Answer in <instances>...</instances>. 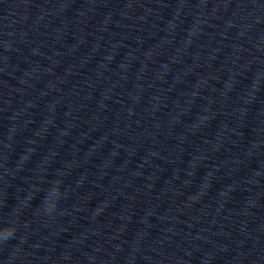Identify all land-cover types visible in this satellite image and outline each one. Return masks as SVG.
<instances>
[{"label":"clouds","instance_id":"1","mask_svg":"<svg viewBox=\"0 0 264 264\" xmlns=\"http://www.w3.org/2000/svg\"><path fill=\"white\" fill-rule=\"evenodd\" d=\"M57 183L59 184L60 182L57 181ZM55 207H56V202L55 203H50V202L48 203V210L49 211H51ZM15 231H16V229L14 227H5L4 229L0 230V237H2L4 240H7L13 236Z\"/></svg>","mask_w":264,"mask_h":264}]
</instances>
